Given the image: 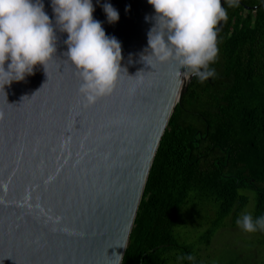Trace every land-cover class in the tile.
<instances>
[{"label":"water","instance_id":"obj_1","mask_svg":"<svg viewBox=\"0 0 264 264\" xmlns=\"http://www.w3.org/2000/svg\"><path fill=\"white\" fill-rule=\"evenodd\" d=\"M40 2L57 51L46 73L37 65L0 87V264H121L160 140L194 75L148 58L147 0H92L123 59L112 93L86 105L64 55L67 33L51 0ZM104 4L118 21L108 22Z\"/></svg>","mask_w":264,"mask_h":264},{"label":"trees","instance_id":"obj_2","mask_svg":"<svg viewBox=\"0 0 264 264\" xmlns=\"http://www.w3.org/2000/svg\"><path fill=\"white\" fill-rule=\"evenodd\" d=\"M241 2H224L215 75L194 76L173 110L121 264H209L229 217L264 216V0Z\"/></svg>","mask_w":264,"mask_h":264},{"label":"clouds","instance_id":"obj_3","mask_svg":"<svg viewBox=\"0 0 264 264\" xmlns=\"http://www.w3.org/2000/svg\"><path fill=\"white\" fill-rule=\"evenodd\" d=\"M155 10V25L148 33L149 59L175 63L189 78L201 82L215 75L210 69L218 55L217 26L228 19L221 0H147ZM228 7L238 0H225ZM55 23L67 33L64 55L80 78L79 93L86 105L110 95L121 73V44L108 37L93 18L92 0H51ZM103 9L108 22L118 21L110 5ZM53 23L40 0H0V87L22 81L37 65L46 68L56 53ZM144 57V56H143ZM7 65V67L5 66ZM236 224L246 233L264 231V216L253 220L243 214ZM192 261L193 255L184 257Z\"/></svg>","mask_w":264,"mask_h":264},{"label":"rangeland","instance_id":"obj_4","mask_svg":"<svg viewBox=\"0 0 264 264\" xmlns=\"http://www.w3.org/2000/svg\"><path fill=\"white\" fill-rule=\"evenodd\" d=\"M252 209V204L248 212ZM232 217L226 220L207 247L209 264H264V250L251 233L238 225L232 226ZM257 242V243H256Z\"/></svg>","mask_w":264,"mask_h":264}]
</instances>
